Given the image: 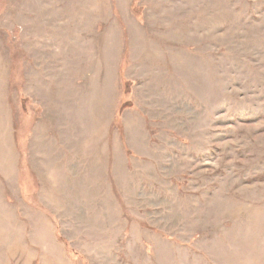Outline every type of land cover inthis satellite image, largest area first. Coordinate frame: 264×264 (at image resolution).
<instances>
[{
    "label": "rangeland",
    "instance_id": "1",
    "mask_svg": "<svg viewBox=\"0 0 264 264\" xmlns=\"http://www.w3.org/2000/svg\"><path fill=\"white\" fill-rule=\"evenodd\" d=\"M1 117L0 264H264V0H0Z\"/></svg>",
    "mask_w": 264,
    "mask_h": 264
},
{
    "label": "crops",
    "instance_id": "2",
    "mask_svg": "<svg viewBox=\"0 0 264 264\" xmlns=\"http://www.w3.org/2000/svg\"><path fill=\"white\" fill-rule=\"evenodd\" d=\"M2 118V120L0 121V125L3 123V121L5 120H9V119H7V117H1ZM4 124H8L7 122L5 123L4 122ZM5 126V125H4ZM11 122L9 123V125H8V127L7 128H2V127H0L2 130L0 131V151H1V158H6V157H8V159H5V160H0V165L2 164V163H7V164H11V163H13V161H14V156L12 155V158H9L10 157V155H8L7 153H8V150H6L5 152H4V150L5 149H8V146H10V147H12L11 145H12V142H14V140H13V135H12V132H11ZM3 154H6V155H3Z\"/></svg>",
    "mask_w": 264,
    "mask_h": 264
},
{
    "label": "trees",
    "instance_id": "3",
    "mask_svg": "<svg viewBox=\"0 0 264 264\" xmlns=\"http://www.w3.org/2000/svg\"><path fill=\"white\" fill-rule=\"evenodd\" d=\"M123 108V107H122ZM72 251V250H71Z\"/></svg>",
    "mask_w": 264,
    "mask_h": 264
}]
</instances>
